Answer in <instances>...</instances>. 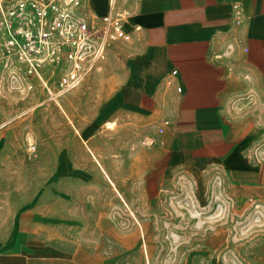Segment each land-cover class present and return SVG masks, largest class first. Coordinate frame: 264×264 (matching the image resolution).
Returning <instances> with one entry per match:
<instances>
[{"label": "crops", "instance_id": "crops-1", "mask_svg": "<svg viewBox=\"0 0 264 264\" xmlns=\"http://www.w3.org/2000/svg\"><path fill=\"white\" fill-rule=\"evenodd\" d=\"M113 11L131 39L56 98L71 119L38 121L33 158L0 152V264H157L183 188L264 206V0H84L74 15Z\"/></svg>", "mask_w": 264, "mask_h": 264}, {"label": "rangeland", "instance_id": "rangeland-1", "mask_svg": "<svg viewBox=\"0 0 264 264\" xmlns=\"http://www.w3.org/2000/svg\"><path fill=\"white\" fill-rule=\"evenodd\" d=\"M58 79L53 77L47 90L38 80H27L17 62L0 57V152L17 147L29 155V146L35 145L37 151L33 155H37L39 146L33 128L42 117H47L48 122H53V127L51 124L48 128L54 131L56 107L62 111L55 99H50ZM30 83L33 89L28 88ZM38 104L41 106L30 109ZM49 105L53 109H47ZM27 110L28 113L16 118ZM64 115L71 119L69 113ZM204 189L199 190L200 198L193 188L177 192L176 219L165 225L178 229L181 235L165 239L156 263L264 264V206L253 203L237 206L229 197L215 196L208 188Z\"/></svg>", "mask_w": 264, "mask_h": 264}, {"label": "built area", "instance_id": "built-area-1", "mask_svg": "<svg viewBox=\"0 0 264 264\" xmlns=\"http://www.w3.org/2000/svg\"><path fill=\"white\" fill-rule=\"evenodd\" d=\"M84 0H0V57L18 63L27 80L45 89L58 76L54 100L77 88L98 72L108 49L129 41L124 18L114 12L98 26L75 17ZM113 10L115 0H109ZM33 89L32 83L28 85ZM36 146H29L35 154Z\"/></svg>", "mask_w": 264, "mask_h": 264}, {"label": "bare ground", "instance_id": "bare-ground-1", "mask_svg": "<svg viewBox=\"0 0 264 264\" xmlns=\"http://www.w3.org/2000/svg\"><path fill=\"white\" fill-rule=\"evenodd\" d=\"M55 102L59 105V107L61 108V110H62L67 116H69L68 113H67V111H66V108L64 107V105H63V103H62V101L56 99ZM38 106H41V104H38V105H36V106H34V107H31L30 109H31V110H34V109H35L36 107H38ZM30 109H29V110H30ZM29 110H27V112H23V113H21L22 115L19 114L20 116H18V117H16V118H20V117L23 116L24 114L28 113ZM16 118H15V119H16ZM15 119H14V120H15ZM14 120H13V121H14ZM10 122H11V120L8 121V123H10ZM72 124H73V123H72ZM4 126H5V125H4ZM1 128H2V127H0V129H1ZM35 153H36V152H35ZM121 198H122V197H121ZM127 205H128V204H127ZM128 208H129V207H128ZM136 217H137V216H136ZM144 244H145V242H144Z\"/></svg>", "mask_w": 264, "mask_h": 264}]
</instances>
